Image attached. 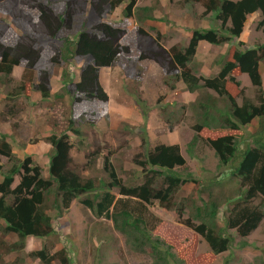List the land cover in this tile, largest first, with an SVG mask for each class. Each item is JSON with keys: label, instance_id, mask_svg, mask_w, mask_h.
<instances>
[{"label": "trees", "instance_id": "obj_1", "mask_svg": "<svg viewBox=\"0 0 264 264\" xmlns=\"http://www.w3.org/2000/svg\"><path fill=\"white\" fill-rule=\"evenodd\" d=\"M88 2L100 19L90 27L87 22L81 23L78 20L84 13V4ZM138 2L139 0H0V5L6 7L13 21L22 29L21 33L9 39L5 37L8 28L0 31V75L3 77L0 81L5 82L6 77L13 73L14 67L25 61L23 80L32 84L35 78L34 68L44 51L42 47H38L39 42L64 34L62 45L53 49L55 55L51 57L52 61L56 64H70L78 56H88L92 62L82 66L77 81L69 68L64 69L61 74L63 91L57 95L61 97L65 93L71 98L72 104L83 100L108 101V93L100 82V69L118 64L123 52L130 51V48L121 44L127 33L126 29L114 26L104 18L126 3L124 15L136 16L139 24L136 28V40L140 59L155 61L166 75H175V79L183 81L186 89L192 93L209 89L217 93L215 96L208 91L206 96L196 98L191 103L198 121L193 127L197 133L189 142L190 146L200 140V132L204 128L241 130L256 117L260 119V128L252 136L255 146L241 148L239 137L234 134L202 138L215 150L220 166L230 165L226 177L240 181L241 187L234 193V206L225 217L224 225L218 222L222 205L216 199L204 200L201 197L200 205L192 206L191 209L194 210L190 212V216L184 217L189 207L188 201L179 203L175 197L186 183L199 184L200 180L192 172L184 175L177 170V167H187V160L179 144L161 142L150 147L147 130L142 132V146L145 150L134 159L142 167L144 181L134 184L126 183L109 157L104 161L106 177L84 176L72 165L71 150L74 143L68 132L48 137L52 153L49 162L50 176L46 178L43 168L32 156H27L25 160L16 156L7 140V134L1 133L0 156H5L13 164L5 170L0 160V232L15 233L18 240L10 244L3 242V247L0 245V260L9 253L24 251L29 237L48 238L57 234L55 218L49 210L55 209L56 218L62 217L71 203L81 199L83 195L85 197L81 202L85 206L94 209L98 216L106 215L113 219L115 226L126 233L135 246L149 245L160 264H170L169 255L175 258V254L171 252L172 245L153 234L159 220L150 210L155 202L168 210H175L182 222L194 233L201 235L216 254L231 249L235 238L229 229L237 231L243 239L239 246L244 248L249 244L248 235L264 219V199L259 204H254L257 198H264V81L260 69L264 62V44L249 48L233 47L229 56L220 63V71L213 76L199 75L196 68L192 67L202 41L215 45L236 41L244 31L248 16L257 11L262 12L263 18L258 26L264 30V0H186L202 3L204 13H213L221 21V27L193 29L188 45H174L171 48L163 44L164 35L161 31L151 28L156 31V36H153L141 26L146 20L156 19L153 13L155 7L139 6ZM58 4L62 6L61 11L55 9ZM21 6L36 12L37 17L25 12ZM238 44L243 42L239 41ZM236 72L249 76L259 93L258 104L245 101L240 105L237 102L235 93L242 90ZM51 77L50 71H43L34 87L44 99L52 96ZM171 88L175 89V84H171ZM144 102L141 96L136 99L147 120L149 107ZM74 121L71 117L69 131L82 136V130L75 127ZM168 122L173 130L175 124L171 123L170 118ZM17 176H20V180L15 184ZM199 185L198 192L201 195L203 185L207 189L209 186ZM114 188L118 189L121 197H116ZM150 216L157 222L151 220ZM71 252V249L64 246L51 253L44 246L31 251L29 256L39 259L43 264H52L54 260H58L60 264H75Z\"/></svg>", "mask_w": 264, "mask_h": 264}, {"label": "rangeland", "instance_id": "obj_2", "mask_svg": "<svg viewBox=\"0 0 264 264\" xmlns=\"http://www.w3.org/2000/svg\"><path fill=\"white\" fill-rule=\"evenodd\" d=\"M154 1L139 0L138 5L154 6ZM125 6L126 3L122 4L104 18L108 23L126 29L127 33L122 38L121 44L130 48V51L123 52L118 64L100 69V82L108 93V101L83 100L72 104L71 98L65 93L61 97L57 95L63 91L61 74L64 69L69 68L77 81L82 66L92 62L91 57L88 56H78L70 64L53 62L51 59L55 55L53 49L63 43L64 34H59L55 39L39 42L38 47H42L44 51L34 68L35 78L32 84L27 83L28 80H23L25 61L14 67L13 73L10 77H6L5 82L0 81V134H7V140L20 160L32 156L33 160L43 168V175L48 178L52 153V145L48 142V137L52 134L61 135L68 132L74 143L71 150L72 165L84 176L106 177L104 161L109 157L126 183L134 184L144 181L142 167L134 159L137 154L145 150L142 146V132L147 130L150 147L161 142L179 144L187 160V167H177V170L184 175L192 172L200 180L199 184L209 186L207 189L203 185L200 195L198 192L200 185L188 182L177 193L175 199L179 203L188 201L189 207L184 217L190 216V212L194 210L191 207L200 205L202 198L216 199L222 205L218 222L224 225L225 217L234 206L232 200L234 193H237V189L241 187L240 181L237 178L226 177L230 165L220 166L215 150L202 138L234 134L239 137L241 148L248 145L255 146L252 136L260 128V119L256 117L251 124L243 126L241 130L204 128L200 132V140L190 146L189 142L197 133L193 127L198 121V115L194 112L191 103L196 98L206 96L208 91L215 96L217 93L211 89L192 93L186 89L183 81L175 79V75H166L155 61L140 59L136 40V28L139 24L136 16L124 15ZM156 7L157 12H153L156 19L146 20L141 26L153 36H156L157 30H162L164 35L162 42L167 48L174 45L180 47L188 45L193 29L221 27V21L217 20L213 13H204L205 7L202 3L176 0L172 3L168 1L170 10L166 11L160 4ZM21 8L35 17L38 15L25 6ZM55 9L61 11L62 6L55 5ZM262 18L261 11L249 15L244 31L240 38L235 39L236 41L222 45L202 41L192 63V67L197 70L196 73L205 76L216 75L220 71V63L229 56L233 47L249 48L264 44V30L258 26ZM78 20L81 23L87 22L89 27L100 21L89 2L84 4V13ZM5 27L8 28L6 39L22 32L6 7L0 5V31ZM239 41L243 44H238ZM260 69L264 81V62ZM45 70L50 71L52 76V96L48 99H44L41 92L34 88ZM236 77L241 81L242 90L235 93L237 102L240 105L245 101L258 104L259 93L249 76L236 72ZM0 78L3 77L0 75ZM171 84H175L176 88L172 89ZM137 95L139 97H136ZM140 96L149 107L147 120L136 103V99ZM71 117L75 120V127L82 130V136L69 131ZM168 118L172 124H175L173 130L170 129ZM80 142L83 143L80 145ZM0 160L5 170L13 164L5 156H0ZM1 180L2 176H0ZM19 180L20 176H17L15 184ZM113 193L118 198L122 196L117 188L113 189ZM83 197L85 195L81 196V199ZM81 199L74 200L75 202L71 203L62 217L56 218L57 211L49 210L55 218L57 234L48 238H38L37 242L27 241L24 251L4 255L0 264H15V262L43 264L39 259L29 256V253L44 246L51 253L67 246L72 251L75 264H160L149 245L135 246L132 239L115 226L113 219L106 215L98 216L95 210L85 206ZM262 199L264 198H257L254 204H259ZM150 210L159 218L153 234L173 246L171 252L175 254V258L169 255L170 264H264V219L259 227L248 235L249 244L244 248L239 246L242 238L237 231L229 229L235 238L231 249L216 254L201 235L194 233L182 222L175 210H168L158 202L151 205ZM151 220L156 221L154 217ZM17 240L18 236L15 233L0 232L2 247L3 242L10 244ZM52 264L60 263L54 260Z\"/></svg>", "mask_w": 264, "mask_h": 264}, {"label": "crops", "instance_id": "obj_3", "mask_svg": "<svg viewBox=\"0 0 264 264\" xmlns=\"http://www.w3.org/2000/svg\"><path fill=\"white\" fill-rule=\"evenodd\" d=\"M168 1L169 3L175 2L176 0H155L154 3L155 5L153 7H155L154 12H157L158 8L156 7L157 4H160V6L163 8L165 7V10L167 11V9L170 10V7H168ZM145 6H152V5H145ZM160 10V9H159ZM205 11V10H204ZM162 31V30H161ZM75 202V201H74ZM33 239V240H32ZM38 238L36 237H29L28 238V242L29 241H36L37 242ZM39 240H43V239H39Z\"/></svg>", "mask_w": 264, "mask_h": 264}]
</instances>
